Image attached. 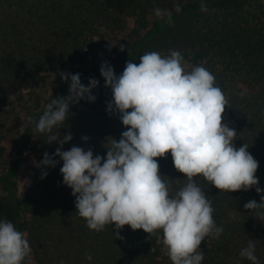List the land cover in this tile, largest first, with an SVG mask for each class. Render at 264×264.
<instances>
[{
    "label": "trees",
    "instance_id": "1",
    "mask_svg": "<svg viewBox=\"0 0 264 264\" xmlns=\"http://www.w3.org/2000/svg\"><path fill=\"white\" fill-rule=\"evenodd\" d=\"M157 8L171 19L157 17ZM169 50L182 54L186 71L202 65L215 76L228 101L223 122L237 131L235 145L246 143L259 162L256 176L264 189V0H0V192L7 193L0 196V218L26 235L30 264H172L158 238L162 233L148 235L125 225L116 238L115 225L90 230L63 183L60 157H53L54 168L36 166L45 152L53 156L60 147L47 143L57 131L61 138L73 137L64 151L78 146L106 157L108 137L119 141L127 129L118 112L107 110L112 91L104 86L101 64L107 62L119 76L127 61L139 64L145 52L166 56ZM61 72L79 73L85 86L91 78L98 80L91 93L96 99L70 104L59 129L37 133L28 118L37 121L53 98L69 94L70 79L62 81ZM8 127L16 137L6 146ZM157 159L174 194L186 179L170 153ZM26 167L30 184L18 196ZM43 172L47 175L41 178ZM194 179L212 201L213 219L223 229L218 239L202 241V264H251L240 256L250 239L264 264V208H244L249 200L260 203L264 192L253 187L228 193L201 176Z\"/></svg>",
    "mask_w": 264,
    "mask_h": 264
},
{
    "label": "clouds",
    "instance_id": "2",
    "mask_svg": "<svg viewBox=\"0 0 264 264\" xmlns=\"http://www.w3.org/2000/svg\"><path fill=\"white\" fill-rule=\"evenodd\" d=\"M201 10L206 11V6L202 4ZM154 12L157 17L167 14L171 19L170 13L159 8ZM120 50L124 51V45ZM139 60V64L127 61L119 76L110 64H101L104 86L112 91L107 110L118 112L127 129L119 141L108 137L106 157L78 146L64 151L63 145L73 137L69 133L61 138L57 131L48 135L47 143L58 142L60 147L53 156L45 152L36 166L54 168L57 161L53 157H60L63 183L71 188L77 213L90 230L100 232L115 225L116 238H121L119 230L125 225L148 235L162 233L158 238L172 264H202V241L209 236L218 239L223 229L213 219L212 201L194 178L201 176L223 192L255 187L261 193L264 189L258 186L256 176L259 162L246 143L235 145L237 131L223 122L228 101L207 68L198 65L186 71L184 57L176 50H169L166 56L145 52ZM60 77L64 82L70 79L69 94L53 98L37 121L28 118L37 133L59 129L69 115L70 104L96 99L91 93L98 80L91 78L85 86L79 73L61 72ZM168 153L174 168L186 179L174 194L157 159ZM46 175L43 172L41 178ZM6 195L0 192V196ZM244 208H264V196L260 203L249 200ZM31 251L26 235L10 220L0 218V264H30ZM255 252L256 242L250 239L240 256L259 264ZM86 258L91 260V254Z\"/></svg>",
    "mask_w": 264,
    "mask_h": 264
},
{
    "label": "rangeland",
    "instance_id": "3",
    "mask_svg": "<svg viewBox=\"0 0 264 264\" xmlns=\"http://www.w3.org/2000/svg\"><path fill=\"white\" fill-rule=\"evenodd\" d=\"M16 137L15 129L8 127L7 129L4 130L3 133V144L4 145H10L13 143L14 139ZM29 168H25L23 172L21 173L19 180H18V186L16 189V194L18 196L22 195L26 189L29 187L30 184V171L28 170Z\"/></svg>",
    "mask_w": 264,
    "mask_h": 264
}]
</instances>
